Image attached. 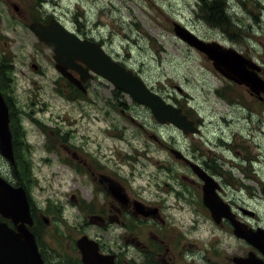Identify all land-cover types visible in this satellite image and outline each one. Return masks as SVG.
Here are the masks:
<instances>
[{
  "label": "rangeland",
  "instance_id": "1",
  "mask_svg": "<svg viewBox=\"0 0 264 264\" xmlns=\"http://www.w3.org/2000/svg\"><path fill=\"white\" fill-rule=\"evenodd\" d=\"M218 3L226 10L223 28L208 21L211 0H0V72L14 111L17 168L0 153V175L25 188L32 231L49 264H83L76 246L83 235L99 241L104 254L117 255L118 264L147 262L136 240L151 241L145 249L154 264H233L234 256L255 249L228 221L207 215L194 184L199 178L167 148L208 160L239 218L264 228V100L226 78L174 30L177 22L236 49L257 61L264 76V0ZM51 18L102 43L200 121L201 132L187 135L160 123L148 106L100 75L89 78L87 92L63 78L53 51L29 28ZM102 174L131 198L158 207L156 221L135 218L103 228L99 218L108 217L110 194Z\"/></svg>",
  "mask_w": 264,
  "mask_h": 264
},
{
  "label": "water",
  "instance_id": "2",
  "mask_svg": "<svg viewBox=\"0 0 264 264\" xmlns=\"http://www.w3.org/2000/svg\"><path fill=\"white\" fill-rule=\"evenodd\" d=\"M174 25L177 36L205 53L213 61L214 67L226 78L238 84H245L256 94L264 93V79L257 73L260 65L255 60L217 41H205L177 22ZM29 28L53 51L55 67L61 75L83 91H86L83 83L93 72L109 80L135 101L148 106L160 123H172L185 134L200 133L201 130L195 121L189 119L180 107L165 101L139 74L107 53L101 43L81 38L56 18H51L47 23L35 20L31 22ZM71 70L77 71L81 78L75 77ZM9 122V108L0 92V153L14 163ZM172 152L177 158L189 161L194 173L203 181V201L211 211L213 219L217 223L222 219H228L233 226L234 234L249 242L264 255V229H254L237 218L230 204L219 195L221 184L203 167L185 157L180 150L173 149ZM112 182L111 194L126 203L128 200L123 188L115 181ZM135 207L139 213L145 215L156 211L146 209V206L140 202H137ZM244 212L254 215L253 211L245 210ZM2 218L10 220L14 227L12 228L8 221ZM44 220L46 223L49 222L46 217ZM33 223L31 204L25 188L21 185L12 186L0 175V264H46L31 229ZM76 246L84 264L116 263L114 254L101 253L99 242L87 235L78 238ZM234 262L235 264H264V260L253 251L247 257H234Z\"/></svg>",
  "mask_w": 264,
  "mask_h": 264
},
{
  "label": "flooded vegetation",
  "instance_id": "3",
  "mask_svg": "<svg viewBox=\"0 0 264 264\" xmlns=\"http://www.w3.org/2000/svg\"><path fill=\"white\" fill-rule=\"evenodd\" d=\"M35 21V20H34ZM37 21H41V22H44V23H47V22H45V21H42V20H38L37 19ZM33 22V21H32ZM31 24V23H30ZM30 24H29V26H30ZM71 72L73 73V75L75 76V77H77V78H81V76H80V74L77 72V71H75V70H71ZM261 72H262V68H260V70L258 71V75L261 77V78H263L264 79V76L261 74ZM93 76H95V74H93V73H91V76L89 77V78H91V77H93ZM63 78H66V77H64L63 76ZM89 78L83 83L84 84V86H85V88H86V85H87V82H88V80H89ZM67 79V78H66ZM0 80H1V82H0V92H1V94L3 95V97H4V99H5V102L7 103V105H8V108H9V117H10V122H9V126H10V130L12 129V126H13V117H14V111L12 110V108H11V106H10V102H9V99L11 100V98L10 97H6V95H5V93H4V89H6V87L5 86H7V85H4L3 84V79H2V75H1V72H0ZM68 80V79H67ZM69 81V80H68ZM70 82V81H69ZM71 83V82H70ZM72 84V83H71ZM240 85V84H239ZM241 85H244V84H241ZM246 86V85H245ZM247 87V86H246ZM248 88V87H247ZM251 91V90H250ZM85 92H87V89H86V91ZM251 93L253 94V92L251 91ZM256 94V93H255ZM258 96H259V100H261V101H263L264 100V93H261L260 95L259 94H257ZM9 96V95H8ZM168 101V100H167ZM170 103H172V102H170ZM234 103H236V102H234ZM174 104V103H173ZM234 107V106H233ZM184 111V110H183ZM188 115V114H187ZM189 116V115H188ZM189 118L191 119V120H193V121H195V123L199 126L200 125V121H197V120H195L194 118H191L190 116H189ZM250 118V117H249ZM170 123H166V125H169ZM200 127V126H199ZM181 130V129H180ZM182 131V130H181ZM11 132H12V142H13V148L15 147V138H14V133H13V131L11 130ZM183 132V131H182ZM185 134V133H184ZM188 135V134H187ZM192 135H195V134H192ZM167 148H169V150H170V152L175 156V154L172 152V150L173 149H178V148H175V147H172V146H169V145H167ZM14 150V149H13ZM178 150H180V149H178ZM181 151V150H180ZM183 153V152H182ZM184 155H185V157H187L190 161H192V162H195V163H197V164H199L201 167H203L210 175H212L220 184H221V182L219 181L220 179H218L216 176H215V174L212 172V171H210L207 167H206V165H208V163H207V161H205V163H200L196 158H194V157H191V156H189L188 154H185V153H183ZM175 158L177 159V160H179L180 162H182L183 164H185L186 166H188L191 170H192V168H191V165H190V163H189V161H186V160H184L183 158H177L176 156H175ZM264 161V159H262V157L260 158V160H259V162L260 163H262ZM258 162V161H257ZM11 165H12V167L14 168V170L16 171L17 170V168H16V155H15V162L14 163H11ZM192 172L194 173V171L192 170ZM195 174V173H194ZM103 176L101 177V179H100V182L103 184V186H104V188L108 191V193L110 194V198L108 197L107 198V200L110 202L109 204H108V207H109V209H108V212H109V214H108V217L106 218V216H104V215H101V218H99V223L102 225V227L103 228H106V229H109V227H108V225L109 224H113V223H122V224H127L128 223V221H130L131 219H135V218H137L138 220H140V221H142V222H144V221H148L149 223H151V222H155L156 221V217L158 216L157 214H158V212H159V208L158 207H152V206H150V205H147V204H145V203H143L141 200H138V199H135V198H131L128 194H127V192H126V190H125V188H124V186L119 182V181H117L116 179H114L113 177H111V176H109V175H106V174H102ZM196 175V174H195ZM197 176V175H196ZM198 177V176H197ZM199 178V177H198ZM112 181H115L116 183H118L122 188H123V190H124V193L126 194V197H127V202L126 203H124V202H122V201H120L119 199H116L112 194H111V192H110V185H111V183H113ZM194 184H196L197 185V189L198 190H200V195H201V192H202V195H201V201H202V204L205 206V208H206V213H207V215H210L211 217H212V214H211V211L209 210V208L204 204V201H203V181L199 178L198 179V182H197V180H194ZM221 187H222V184H221ZM221 190H222V188H221ZM221 190H219V195H221ZM221 197L223 198V196L221 195ZM224 199V198H223ZM225 200V199H224ZM137 202H140V203H143L145 206H146V209H153L154 211H155V213H150V215H145V214H142V213H139L138 211H137V209H136V203ZM230 204V206H231V208H232V211L236 214V216H237V218H239V214L237 213V212H235V208H234V204L233 203H229ZM154 208H156V209H154ZM241 209H243V208H241ZM157 215V216H156ZM251 215V214H250ZM251 216H257L256 214H254V215H251ZM212 219H213V217H212ZM214 220V219H213ZM228 221L229 223H230V225L232 226V224H231V222L228 220V219H222L221 220V222H219L220 224L223 222V221ZM111 222V223H110ZM113 222V223H112ZM214 222H216L215 220H214ZM249 226H251V225H249ZM251 227H253V226H251ZM256 227H260L258 224H257V226ZM254 228V227H253ZM257 228V229H258ZM232 229H233V226H232ZM264 229V228H263ZM125 233V232H124ZM124 239H126V237H123ZM99 242V241H98ZM129 241L126 239V241L124 242L125 244H127V248H129V243H128ZM147 243L150 245L151 244V241H149V240H147V241H141V240H136L135 241V245H137V246H139L140 248H142L141 250H142V252H143V254L144 255H142V258H143V261H147V262H145L144 264H149L150 262H152L153 263V261H152V258L150 257V255H148L149 253L147 252V250L145 249V248H147V247H150V246H148L147 245ZM99 244H100V252L101 253H103V251L101 250V243L99 242ZM169 249V248H168ZM78 251H79V249H78ZM255 252L258 256H260L263 260H264V255L259 251V250H257L256 248L254 249V250H251L250 252ZM80 252V251H79ZM249 252V253H250ZM109 253H113V252H109ZM248 253V254H249ZM248 254H247V256H248ZM246 255L245 256H242V257H247ZM234 257H236V256H234ZM234 257H233V261H234ZM80 258H81V253H80ZM134 259H137V258H135V257H133ZM150 258H151V260H150ZM81 261H82V259H81ZM169 261H172V257L170 258V260ZM45 262L46 263H48L49 264V262L48 261H46L45 260ZM115 264H118V262H117V255H116V257H115ZM83 263V262H82ZM84 264V263H83ZM154 264V263H153ZM233 264H235V262H233Z\"/></svg>",
  "mask_w": 264,
  "mask_h": 264
},
{
  "label": "trees",
  "instance_id": "4",
  "mask_svg": "<svg viewBox=\"0 0 264 264\" xmlns=\"http://www.w3.org/2000/svg\"><path fill=\"white\" fill-rule=\"evenodd\" d=\"M226 10L224 3H218V0H211V4L209 6V16L208 21L214 25L219 26L220 28H223V18L226 17ZM223 14V15H222ZM36 226V223L34 227Z\"/></svg>",
  "mask_w": 264,
  "mask_h": 264
}]
</instances>
